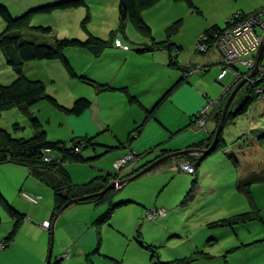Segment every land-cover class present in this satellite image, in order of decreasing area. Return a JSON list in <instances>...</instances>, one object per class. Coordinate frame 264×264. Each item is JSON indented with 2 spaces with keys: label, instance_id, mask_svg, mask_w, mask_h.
Segmentation results:
<instances>
[{
  "label": "rangeland",
  "instance_id": "rangeland-1",
  "mask_svg": "<svg viewBox=\"0 0 264 264\" xmlns=\"http://www.w3.org/2000/svg\"><path fill=\"white\" fill-rule=\"evenodd\" d=\"M61 1L64 0H0V4L7 7L14 18H18L38 7ZM86 2L87 7L78 9L59 11L52 14L32 13L30 15V25L32 27L51 28L52 34L50 36H44L29 31L26 32V35H28L26 38H33L34 40L33 36L35 35L37 41H46L49 44H53L55 39L75 38L85 40L88 37V33L84 30L83 26L87 22L86 29L91 35L100 39H109L111 33L115 32L117 37L121 38L122 41H128L129 46L132 48L131 53H133L138 48H143L151 43H157L156 45H158L161 42H165V40L167 42L168 34H170V39L182 46L179 62L183 65H189L194 60L193 57L203 58L201 54L197 53V45L198 38L204 31L213 25L225 28L226 22L239 12L247 14L248 17H253L264 12V0H193L192 5L187 4L185 0H160L154 7L143 11L142 18H144L151 28V32L148 35L140 32L130 22H128L125 32L122 33L120 31L121 24L118 15L119 0H86ZM88 16H90V19H87ZM178 21H180L178 30L168 32L169 28ZM4 29L5 24L0 18V34ZM157 51L155 52L157 58L160 57L159 59H163V51ZM66 55L75 71L78 72V75L89 71L92 78H94L98 62L89 55V52L72 47L66 50ZM152 57H148L146 62H151ZM262 66L264 67V62ZM218 67L219 70L217 67H211L209 72L207 71L205 75H202L204 85H207V89H205L207 91L206 93L209 92L208 97L211 101H216L233 80V76L230 73L226 80L223 82L218 81L217 77L221 72L220 65ZM239 68L244 71V68L240 66ZM149 70L145 67L141 68L130 65V62L124 67V72L129 75V81L133 82L134 76L137 77L138 75L136 80L139 82L137 83L140 86L138 87L139 92L143 93L148 88L152 91L154 89V93H150L149 95L151 96L149 100V96L147 97L146 93L142 94L143 102H153L157 96L155 95L153 97V94H159L160 82L158 79L165 82L169 75L178 77L179 74L178 70L170 68L169 66H166V69L157 66L156 70L158 71L155 74L152 73L150 76L146 75ZM23 75L30 81H41L45 85L47 94L50 96L54 95L53 97L66 108H71L76 98H85L80 96L86 95L92 101H95L97 97L98 92L95 89V83L89 82L86 78L78 79L72 77L60 61L29 62L24 66ZM200 75V73H197L194 76L200 77ZM15 79V73L7 66L5 55L0 50V84L9 86ZM244 90L245 87L242 88L240 95L236 96L232 104V110H237L236 106L238 101L245 95ZM207 105H209L208 101H206ZM26 110L14 107L4 111L0 116V128L11 133L16 139H28L35 134L31 120L37 119L46 131L49 141H61L71 146L73 144V129L69 122H77L82 127L88 121L83 118L87 117L88 114L81 117L69 116L57 110L47 100L34 102ZM229 110L230 106L227 112ZM225 112L223 111L222 115ZM118 113L122 115L120 118L121 125L123 123H129L122 110H119ZM98 117L102 118L101 115H98ZM234 119H236L235 122L230 121L231 125L225 127L224 138L233 140L232 135L227 134L228 130L232 129V131H235L236 129L242 128L244 132L239 137L244 136V140L250 142L253 139L257 140L258 137L264 134V103L258 100L248 113ZM128 125L130 123L122 129L117 128L119 130L116 133L121 139H126L128 135L137 133L136 131L130 133L131 131H128ZM204 125V122H195L194 124L195 128L199 129L197 130L198 132L205 134L206 130L203 129ZM75 128L76 134H80L81 136L83 127L81 129L79 127ZM195 128L193 127L192 130H195ZM144 130L146 129L144 128ZM146 132L149 133L150 131L148 132L146 130ZM254 135L255 137H253ZM98 138L101 141L111 144L116 142V139L109 132H105ZM255 143V141H252V144L247 145L248 151L244 155L246 159L243 160L247 162L254 160L256 155L253 153L254 151H258L257 157L259 162L262 163L264 161V146ZM233 150H235L234 147ZM91 151L89 148L82 153L86 157L92 154ZM135 153L138 154L136 151ZM115 156L111 153L107 154L100 159V162L92 165L93 167L89 164L81 165L80 163L67 165L71 181L75 185H83L97 175L105 174L102 171H98L99 167H103L105 172L113 170L112 162ZM223 158L222 153L214 157L217 162H221ZM121 161L118 168L120 170L134 162L135 158H129L127 163L124 164ZM171 165L172 163L170 162L162 164L157 170L136 179L117 194L116 200L120 198H132L135 202L129 205V207L122 206V208L118 207L114 210L112 213L114 215L111 219L114 224L108 225V221L103 222V219L99 220L102 214L110 212L111 208L114 207L113 204L106 203L105 205L107 206L96 207L94 203L86 202V204L82 203L68 210L63 216L62 223H74L67 226L65 230L69 234L68 236L72 240V242H69L72 244L69 243V246L63 244V242H59V235H56L57 238L54 241L55 246L53 247L51 262H56V260L60 259L58 261L60 264H86V256L79 254L78 246L74 247V250H71V246L76 245L75 241L81 236L89 241V244L81 243V246L88 247L87 249H90L93 243L92 246H97L101 238L102 246L100 251L94 254L93 250L96 246H91L90 249L91 253H93L91 255L93 256L92 259L95 264H116L117 261L124 264H153L150 259L151 252L145 249L140 242H143L145 245H155V247H158L155 248V251L164 260L168 254L174 255L177 252L183 251L184 249H181L183 246H189V243L180 245L182 240L179 239L180 236H185L189 233L187 236L195 235L194 239L201 237V239L196 240L197 242L207 243L210 241L211 236H221L224 233L223 229H225L229 233L227 237L220 238L219 245L236 244L238 246L244 240H250L252 238L250 235L258 232L260 228L264 229V223L257 221V219L251 221L250 217L247 221L249 224L243 227L240 224L235 226L228 224L227 227L225 225L223 228L222 226L216 225L215 227L214 225L219 222H226V219L232 215L229 214V209L234 211L237 207L243 210L237 212L260 210V213L263 212L264 214V182L253 184L250 187L252 199L258 208L254 209L243 193L238 189L228 187V184L231 183V178L226 174V180L224 179V172L227 171H222L221 166H217L221 172L217 171L214 182L210 178L212 175L209 176L205 172L209 166L205 167L204 171L202 168L199 172V184L192 194L190 193L191 183L196 177L193 174L179 172L177 169L172 170L170 168ZM215 166L214 160H212L210 167L215 168ZM23 169L25 171V168L10 163L0 164V186H2L1 189L3 191L5 190L8 193V197L11 200L14 197L12 195L13 192L18 194L20 184L27 180L28 171L24 173L22 171ZM44 185L43 182L35 178V189L44 191L42 194L44 200L42 202L35 197L40 202L39 205L35 204V227L28 226V228L27 225H23L18 236L14 237L16 239L12 241V245L0 251V264H47L50 242L49 232L51 231L52 225H50L49 229L43 228L42 221H38L37 218H48L52 220L54 192L48 185ZM15 188H17L16 191ZM188 194L190 195L188 196ZM22 200L27 203L26 200ZM116 200L114 204H117ZM143 205L146 208H143ZM27 206L29 209L33 205L28 203ZM161 208L165 213L163 214L164 216L158 217L160 218L159 220L148 221L146 219L145 216L148 211L156 212L162 210ZM0 211V243H3V239L10 235L15 220H12L7 210L1 206ZM138 212L139 214H143L139 216L140 219L135 220ZM128 215L133 218V221L127 220L126 216ZM87 220L89 221V229L80 230L79 228L78 230L76 228L78 225H82L79 223L87 222ZM103 224L104 226L102 227ZM85 227L87 228V225ZM234 227L237 228L234 229ZM85 231L86 233L83 235ZM98 231H100V235ZM260 242L254 244V247L232 253L230 263L256 264L261 257H264V242ZM65 254L69 257H65ZM105 254L113 256L111 257L112 259L103 256Z\"/></svg>",
  "mask_w": 264,
  "mask_h": 264
},
{
  "label": "crops",
  "instance_id": "crops-1",
  "mask_svg": "<svg viewBox=\"0 0 264 264\" xmlns=\"http://www.w3.org/2000/svg\"><path fill=\"white\" fill-rule=\"evenodd\" d=\"M110 38L111 37L109 36V39ZM109 39H104V40H109ZM116 39L122 40L121 38H118L117 35H116ZM173 42L175 43L174 44L175 49H179V54L176 56V60H175L177 63V66L169 65L170 61H169L168 49L164 48L161 45H156V43H151L150 45L145 44L146 45L145 47L138 48L133 53H131V51H132L131 46H129L130 47L129 50H123L121 48L115 47L114 45L105 48L103 50V52L98 57H95V56H93V54L89 53V55L92 58H95L96 62H98V67H97L96 72H95L96 75L94 76V78H92L89 71L83 72V74H80V75L82 77L86 78L89 82L95 83L96 84L95 89L97 90L98 93H97V97H96V100L94 101L93 106L89 110H87L83 115H81V116H84V115L88 114L87 117H83L84 119H87L88 121L86 124L82 125L83 133H81V136H80V134H78V135L76 134V128H75V127H79L81 129L82 127H80V124H78L77 122H74V121L69 122L71 128L73 129L72 130V133H73L72 138L73 139L74 138L80 139L83 137H89V138L96 137L94 140V143L96 144L95 147H97V148L95 150L91 149L92 154H89L86 157L84 156L83 153H81L83 158L88 160L87 162L80 163L81 165H88L89 164L90 166H92V165L100 162V159L107 154L111 153L112 155H116L113 158V162H112L113 170L105 172L103 167L98 166L99 167L98 171H100V172L102 171V173L104 172L105 174L97 175L93 179L96 178L97 180L100 181L101 178L106 177V176L109 177L110 175L117 176L116 180L115 179L111 180V183L113 181H119V180L121 181L124 179H128V178L132 177L133 175H135L134 173H136V171H138V170L140 171V169L142 170L145 167H147L148 165H150L153 161H155L157 159L156 157L160 158V156L163 157V156L171 154V153H177V152L188 150V149L208 150L211 147V145L214 143L215 136H214V139H210V138L213 137L212 132L215 129V123H212V121H207L203 127V129L206 130V133L203 134L202 132L197 131L199 129L195 128L191 119L194 115L199 113V111L201 109L203 110V109L207 108V114L208 115L212 114L213 110H218V108L216 107V101L219 98L216 101L209 100L210 99L208 97L209 92L206 93L207 91L205 89H207V85H204V82L202 80L204 78H202V75H205V73L207 71L209 72L211 67H217V69L219 70L218 66L221 65V63H222V56L217 51L211 50L207 54H201L203 58L193 57L194 60H192L189 63V65H183L179 62V58H180L179 56H180V52L182 50L181 49L182 46L178 45L174 40H173ZM123 44L129 45L127 40L123 41ZM157 50L163 51V53H164L163 59H159L160 57L157 58L156 53H155ZM150 56H153L152 57L153 59L151 60V62L150 61L146 62V59ZM129 62H130V65L141 67V68L145 67V68H147V70H149V66H150V70L146 74L149 76L152 73L155 74L156 71H158V70H156L157 66L161 67L163 69H166V66H169L170 68L178 70L179 74H178V77L177 76L175 77V75H169L168 78L165 80V82L164 81L162 82L161 79H158V81L160 82L159 83V94H156V93L153 94V97L155 95H157L155 97V99L153 100V102H150V101L149 102H143L142 97H141L142 94L146 93L147 97H148L150 95V93H154V89L152 91V90H150V88H148V90H146L144 92L142 91L143 93L139 92L138 87H140V86L137 85V83H139V82L136 80L138 75H137V77L134 76V81L131 82V81H129V75L126 72H124V67H125V65L129 64ZM186 69H188V71L189 70H196V72H194L192 75L188 76V78L184 79L185 78L184 70H186ZM110 71H111V73H109ZM197 73L201 74L200 77L194 76ZM77 74H78V72H77ZM228 76L229 75H227V77ZM226 78L223 79V81L226 80ZM217 79H218V77H217ZM223 81H221V82H223ZM98 85L104 86V88H102L101 90H98V88H97ZM244 85L245 84H243V86ZM174 86H176V88L169 95H167L168 91L171 90ZM156 87H158V86L156 85ZM227 87H226V89H227ZM232 88H233V90L235 89V87H232ZM156 89H158V88H156ZM232 92L233 91H231V94H232ZM225 93L226 92L224 91L222 94H225ZM231 94H230V96H231ZM237 95L238 94L236 93L233 98H236ZM230 96H229V98H230ZM80 97L87 98L86 95H83ZM150 97L151 96L148 97V100ZM233 98H232V100H233ZM87 99H89V98H87ZM228 99H227L226 104L223 108V111H225L226 105L228 103ZM232 100L227 106V110L230 106V110H229L230 112L236 111V110H232L231 104H232V102H234ZM206 101L209 102V105H207V106H206ZM252 106L249 107V110L247 111V113L250 111ZM237 108H238V104L236 106V109ZM119 110H122L124 112V114L127 117L126 120L129 121V123H130V125H128V131H131L130 133H132L133 131H137V129L141 128V132L139 134L138 133H135L132 135L130 134V135H128V137L126 139H121L118 136V134L116 132L119 129H117V128L122 129V128L126 127L127 124H129V123H123L122 125L120 124V122H121L120 118L122 115L120 113H118ZM227 110L225 112V116L227 114ZM115 112H116V114H115ZM110 113H112V115H110ZM98 115H101L102 118H99ZM230 121L226 122L224 129L227 125H229V126L231 125ZM235 121H236V119L234 120V122ZM193 127L195 128V130H192ZM144 128L148 132L149 131L150 132L147 133L146 130H144ZM105 132H109L110 135L116 139V142L111 144V143L101 141L100 138H98V137L103 135ZM243 132H244V130L242 128L236 129L235 131H232V129H229L227 134L232 135L233 140L229 139V138H224V132H223V139H224L225 144L227 145L226 149L222 152L219 151L215 154L208 156L203 162L200 161V163H201L200 166H198V162H199L200 157H202V155L189 154V155H186L185 158H182V159H176V157L170 159L169 161H170V163H172L170 168L172 170H175V168L179 165V163L189 162L191 165L192 164L195 165L199 169L198 172H200V170L202 168L204 171V168L209 166L207 171L205 170V172H207L209 174V176L212 175V177H210V178H212V181L214 182L216 180L215 175H217V171L221 172L219 167H217L219 165V166H221L220 168L222 169V171H227V172H224V179L226 180V174H228L229 178H231L230 179L231 183L229 181L230 184H228V187L237 190L241 181L248 180L249 178H251L253 176H256V175L259 176V175H262V173H264V161L262 163L259 162L258 157H257L258 151L257 152L254 151V153H253L256 155L254 160L248 161V162L243 160V159H246V158H244V155L248 151L247 145L252 144V141H255L256 143H258V141L256 139H253L250 142V141H245L244 140L245 138H243L244 136L239 137V135ZM258 133L260 134V132H258ZM253 137H255V135ZM210 140H211V142H208ZM208 144H211V145H209V148H206V145H208ZM104 147H109L111 150H105ZM233 147L235 150H233ZM99 149H101V150L98 151ZM107 151H109V152H107ZM135 151L138 154H136ZM129 153L134 154L135 156L140 155V157L138 159H136L134 162L123 167L121 170L118 169L116 167L117 162H119V160L121 158H123V156H125ZM220 153H222L224 158L222 159L221 162H217L214 159V157ZM232 155L236 159V163H237L236 166H234L231 162L230 156H232ZM249 155H251V153H249ZM212 160H214V165H216L215 168L210 167V165L212 164ZM229 161L231 164L229 163ZM207 162H208V164H207ZM165 163H168V162H165ZM165 163H163V164H165ZM10 164H12V163H10ZM70 164H74V163H70ZM13 165L20 166L22 168H25V171H28L27 180H26V182L24 181L23 183L20 184L19 189H18V191H19L18 194L16 192L15 193L13 192V194H12L14 196L13 200H11L8 197V193L5 190L3 191L1 189L2 186H0V191L3 194V196L5 197V199L11 204V206H13L15 208V210L19 214L23 215V218L20 220V223H18L17 229H16L17 223L14 221L12 231L10 230L11 232H13L14 229H16L15 230V236H14V237H16V236H18L19 232L23 228V225H27V227L28 226L29 227H32V226L35 227V218H36L35 217V203H32L29 199H35V197H36V198L40 199L42 202V200H44L43 195H42L44 191L35 189V178L36 177L33 175L30 168H26L27 166L25 167L24 165H19V164H13ZM67 165H69V164H67ZM67 165L65 167V170H66V174L68 175V177L70 179V174H69V171L67 169ZM159 167L153 169L152 171L157 170ZM22 171H24V169ZM25 171H24V173H25ZM152 171H150V172H152ZM150 172H147L146 174H144L142 176H145V175L149 174ZM179 172H181V171H179ZM142 176H140V177H142ZM140 177H138V178H140ZM138 178H136V179H138ZM93 179L90 181H93ZM194 179H193V181H194ZM135 180H133V181H135ZM133 181L126 183L120 189H116V191H117L116 196L119 192L124 190V188L127 185H129L130 183H132ZM193 181H192V183H193ZM70 182L72 185H75L71 181V179H70ZM262 182H264V180L261 182H254L253 184L262 183ZM87 183H85V184H87ZM192 183H191V188H192ZM43 184H45V183H43ZM198 184H199V174L197 177V186H198ZM45 185H47V184H45ZM252 185L250 187H252ZM16 189L17 188H15V191H16ZM189 195L190 194H188V196ZM20 196L22 199L26 200L27 203L25 201H23L20 198ZM53 196H54V194H53ZM116 196H115V198H116ZM185 199H186V197H185ZM115 200L116 199H114V203H115ZM184 201H183V203H184ZM121 202H124V203L117 206V208L118 207L122 208V206L123 207L124 206L129 207V205L134 204L133 202H135V200L132 198H120V199L116 200L117 204L121 203ZM28 203L33 205L29 209L27 206ZM82 203L86 204V202H78L75 204H71L70 206L66 207L64 209V211L61 212L57 216H55V213L53 212V214L51 216L52 220H50L48 218H37V220L42 221V223L50 222L52 225L51 231L49 232L50 233L49 253H51V254L49 257V253H48L47 264H55L57 261L60 260V259H58V260H56V262H51L52 255H53L52 254L53 253V247L55 246L54 241H55V238H57L56 235H59L58 241L63 242V244L69 245V243L72 242V240L68 236L69 234H67L65 232V230L67 229V226L72 225L74 223H70V224L62 223L63 222V216L66 212H68V210L75 208V206L82 204ZM89 203H92V202H89ZM39 204H40V202H38L36 205H39ZM255 206H256L255 208L258 209L257 205H255ZM96 207H99V206L96 205ZM143 208H146V206L143 205ZM240 209H242V208L237 207L234 211H231V209H229L230 210L229 214H232V215H230L228 218H233L236 215H245L246 212H237V211H243ZM142 214L143 213L139 214V212H138V215L135 216V220L140 219L139 216ZM113 215L110 216V219L108 221V225L114 224L113 221L111 220ZM258 215L257 214L254 215V217H256L255 219H257V221L264 223L263 212L260 213V210H258ZM101 216H100L99 220H102ZM126 218L129 221H133V218L130 217V215L126 216ZM159 219L160 218H157L155 221H157ZM255 219L253 218L251 221H254ZM103 220H104V218H103ZM247 221H248V219L247 220L245 219L244 221L239 223L240 226L243 227L246 224H249V222L247 223ZM105 222H107V221H105ZM79 224H82V225H78L76 227L78 230H79V228H80V230H82V229L87 230L90 228V227H88V224H89L88 220H87V222H81ZM86 225H87V228L85 227ZM227 225H226V227H227ZM103 226H104V224L102 225V227ZM224 226H222V228ZM236 228L237 227H234V229H236ZM40 229H41V227H40ZM223 231H224V233L221 236H215L214 237V236L210 235L211 236L210 241H208L207 243H204V242L200 243V242L196 241L198 239H201V237H198V238L196 237V239H194L195 235L194 236H187L190 233L185 235V236H180V237L177 236V237H179L180 240H182L180 245H184L185 243H189V246L188 247H186V245L183 246L181 249H184V250L177 252V253L174 252L175 253V254L173 253L174 255L168 254L164 260L161 259V255H158L159 260L161 262H168V261H177L178 262L179 260H183L184 258L192 257L195 255H197V256L207 255V258L198 257L199 259L197 261L191 262L189 264H231L230 258H231L232 253L248 249L249 247L250 248L254 247V244H257L260 241L264 242V238H262V237H264V229L260 228L258 232L254 233L253 235H250V236H252V238L250 240H244V242H242L238 246L236 244H233V245L225 244V246H221V245H219L220 243H218V242H220L219 241L220 238L227 237V234L229 233L225 229H223ZM85 233H86V231L84 232L83 235H85ZM98 233L100 235V231H98ZM82 237L83 236L79 237L75 241L76 245L71 246V250H74L75 249L74 247L78 246L79 254L86 256L85 257V263L86 264H89V263L95 264L93 259H92L93 256L91 254H93V253L95 254V252L97 253V251H100V248L102 246L101 238L99 239L97 246L96 245L92 246L94 243L91 245L92 247L96 246L95 249L93 248L94 250L92 249L94 252L92 251L93 253H91V250H90L91 246H90V249H87L88 247L86 248L84 246H81L82 245L81 243L89 244V241L86 238L84 239V237L83 238ZM7 238H4L3 240H6ZM15 239L16 238H13V241H15ZM69 241H71V242H69ZM211 242H212V244H210ZM140 243L145 249H147L148 245H145L143 242H140ZM153 246H155V245H153ZM149 251L151 252V250H149ZM175 251H176V249H175ZM151 254H152V252H151ZM65 255H66L65 257H69L67 254H65ZM103 256H105L106 258H109V259H112L111 257H113V256H110V254H105ZM151 258H152V255H151L150 259ZM152 263H153V261H152ZM116 264H124V263L117 261ZM256 264H264V257H261Z\"/></svg>",
  "mask_w": 264,
  "mask_h": 264
},
{
  "label": "trees",
  "instance_id": "trees-1",
  "mask_svg": "<svg viewBox=\"0 0 264 264\" xmlns=\"http://www.w3.org/2000/svg\"><path fill=\"white\" fill-rule=\"evenodd\" d=\"M159 1L160 0H119L118 15L121 24L120 31L122 33L125 32V28L128 22H130L131 24H134V26H136V28L140 32L149 35L151 32V28L144 20V18H142L143 17L142 14L143 11L154 7ZM185 2L189 5L193 4V0H185ZM81 7H87L86 0H64L58 3L38 7L21 17L14 18L10 13V11L8 10V8L0 4V18L3 20L5 24V29L0 34V50L5 55L7 66H9L16 75V79L11 85L4 86L0 84V116L4 111L14 107H19L21 109L26 110L27 107H29L32 103L41 100H47L57 110H60L63 113L74 117H80L93 106L94 101L89 100L87 98H79L74 101V104L71 108H66L62 106L55 97L47 94L45 85L41 81H37V80L30 81L26 79L23 75L24 66L29 62L60 61L62 62L65 69L72 77L83 79L84 77L78 75L75 69L73 68V66L71 65L69 58L66 55L67 49L72 47L79 48L81 50L93 54V56L95 57H98L105 48L110 47L112 45L117 47L116 40H120V39H116L117 34L115 32L111 33L110 35L111 38L109 40L97 38L91 35L87 31L86 29L87 22L83 26L84 30L88 33V37L85 40H80L75 38L55 39L53 44H49L46 41L45 42L37 41L35 35L33 36L34 40L33 38L32 39L26 38V36H28L26 35L27 34L26 32L29 31L44 36H50L52 34L51 28L32 27L30 25V15L32 13L52 14L54 12L73 10ZM247 18H248L247 14H243L239 12L236 15L232 16L226 22L225 28H220L217 25H213L212 27L204 31V33L200 34L198 38L197 48L199 47V42L204 43L203 41L200 40L201 35H206L208 37V41L206 42L208 43L209 48L208 51L203 54H207L211 50L217 51L213 47L214 43L218 39L216 35L224 32L226 29H229L234 25L239 24L244 20H247ZM87 19H90V16H88ZM179 23L180 21H178L173 26H171L168 32L177 31L179 28L178 27ZM170 37H171L170 34H168L167 42L165 40V42H161L158 45H161L164 48L168 49L169 61H170L169 65L177 66L175 60H176V56L179 54V49H175L174 47L175 43L173 42V40L170 39ZM120 41L123 43L122 40ZM126 46H128L127 50H129L130 49L129 45ZM199 52L200 51L197 50V53ZM194 72H196V70H189V71L188 69L184 70V76H185L184 79L188 78V76L192 75ZM243 87H245V90L243 91L245 95L244 96L241 95L242 97L238 101L239 103L237 110L233 112L232 111L227 112L225 119L223 121V127H222L223 129L219 135L217 144L208 154L200 157L198 166H200L201 164L200 161L203 162L208 156L215 154L219 151L222 152L226 149L227 145L225 144L223 139L224 126L226 122L230 120L234 121L235 120L234 118L245 115L249 110V107L255 104L259 100L258 96L255 95V90H256L255 87L249 84H245L244 86H242L237 92L238 95H240V92ZM97 88L98 90H101L102 88H104V86L98 85ZM175 88L176 86H174L171 90H169L167 95H169ZM231 91H233V88H230L228 91H226L225 94H222L219 97V99L216 101V107L218 108V110H213L212 114L208 115L206 109V116L204 118L205 123L207 121H212V123H215V129L212 132L213 137H211L210 139H214L218 125L222 120L223 108L226 104L227 99L231 94ZM234 99L235 98H233L232 101H234ZM198 114L194 115L191 119L193 125L195 124V122L197 123L199 119H202V117L201 116L199 117ZM31 123L35 129V134L33 137L28 139H23V138L16 139L13 137L11 133L0 128V164L12 163V164L27 166L28 168L31 169L33 175L36 178L41 180V182L47 184L54 192L53 212L55 213V216L59 215L61 212L64 211L65 206L69 203V201L78 200L79 202H92L97 206H107L105 205L106 203L110 205L113 204L114 207L111 208L110 212L104 213L101 217V219L104 218L103 222L109 221L110 216L117 208V206L123 204L124 202L114 204V199L117 192L116 190H110L103 196H100L98 194L102 192L104 189H106V187L109 184H111V180L114 179L116 180L117 176L110 175L109 177L106 176L101 178L100 181L95 178L93 179V181H90L87 184L72 185L65 170L67 164L84 163L88 161L85 158H83L81 153L89 148L93 150L97 148L95 147L96 144L94 143L96 137H92V138L83 137L80 139L74 138L72 139L73 144L71 146H68L61 141H57V142L49 141L47 138L46 131L42 128L41 123L37 119H32ZM136 132L139 134L141 132V128L137 129ZM257 141L259 144L264 146V134L258 137ZM208 142H211V140ZM209 145L211 144L206 145V148H209ZM104 148L105 150H111L109 147H104ZM130 154L131 153L125 156H128ZM185 156L186 155L178 156L176 157V159H182L185 158ZM139 157L140 155L135 156V160L138 159ZM156 158L158 159L159 157ZM46 159L49 160L46 161ZM230 159L232 164L236 166L237 164L236 159L233 157V155L230 156ZM166 162H170V161L168 160ZM193 166L195 168L194 176L196 178L192 183V188L190 191V193L192 194L195 192V188L197 187V177L199 174L198 172L199 169L195 165ZM263 180H264V173H262V175L259 176L257 175L253 176L248 180L241 181L238 186L239 191L247 197V200H249V203L254 209L256 207L255 206L256 204L252 199L250 186L254 182H261ZM0 206L6 209L8 214L11 216V218L16 221L17 223L16 229H17L18 223H20V220L23 218V215L19 214L15 210V208L11 206V204L5 199V197L1 192H0ZM255 212L256 211L249 210L248 212H246L245 215H236L233 218L226 219V222L223 223L219 222L218 224H214V225L215 227L216 225L224 226L225 224L226 225L233 224L235 226L240 222L244 221L245 219L247 220L249 217L250 220H252L253 218L255 219L256 218L254 217ZM147 213H146V219L148 221H154L158 217L164 216V215H157L153 219H148ZM256 214L258 215V211L256 212ZM211 227L213 226L211 225ZM16 229H14V231L10 233L8 238L3 241V243L6 244L5 248L12 245V241L15 236ZM155 248L158 247H155L153 245H148L147 247V249L151 250L152 252L151 261H153V264H189L191 262L197 261L199 259L198 257L207 258V255H199V256L195 255L192 257L184 258L183 260H179L178 262L177 261L161 262L159 260V256H158L159 254L155 251ZM55 264H60V262L57 261Z\"/></svg>",
  "mask_w": 264,
  "mask_h": 264
},
{
  "label": "built area",
  "instance_id": "built-area-1",
  "mask_svg": "<svg viewBox=\"0 0 264 264\" xmlns=\"http://www.w3.org/2000/svg\"><path fill=\"white\" fill-rule=\"evenodd\" d=\"M218 38L214 43L213 47L222 56V63L220 65V74L218 76V81H222L230 73L233 76L234 82L233 87L239 84L241 81H246L245 84H249L255 87V95L258 96L259 100L264 103V54L261 61L258 63V56L260 49L264 45V12L248 17L247 20L240 22L233 27L226 29L224 32L216 35ZM202 42H199L200 54L206 53L208 51L209 45L208 37L206 35H201L200 38ZM116 46L124 50L128 49V46L124 45L120 40H116ZM239 66L244 67L245 71H241ZM229 86V85H228ZM207 109V108H206ZM206 109L199 112L198 122L205 123ZM197 122V123H198ZM129 158H135L134 154L125 156L117 162L116 167L119 168L120 161L124 164L127 163ZM49 159H46L48 161ZM180 170L188 174H195V168L190 163L183 162L180 163L175 170ZM32 203L37 204V199H29ZM165 211L158 210L156 212L149 211L147 213L148 219H153L157 215H163ZM44 228L49 229L50 223L44 222L42 224ZM5 244L0 243V251L5 249Z\"/></svg>",
  "mask_w": 264,
  "mask_h": 264
},
{
  "label": "water",
  "instance_id": "water-1",
  "mask_svg": "<svg viewBox=\"0 0 264 264\" xmlns=\"http://www.w3.org/2000/svg\"><path fill=\"white\" fill-rule=\"evenodd\" d=\"M263 54H264V45L262 46V48L260 49V53H259V56H258V63L261 61L262 57H263ZM246 81H241L239 84H237L235 86V89L233 90L230 98L228 99V103L226 105V108H225V111L227 110V106L228 104L231 102L232 98L235 96V94L237 93V91L243 86V84H245ZM233 83L229 84V86L227 87V89L225 90V92L229 89V88H232L233 87ZM225 119V113L223 114L222 116V120L220 122V124L218 125V128H217V131H216V134H215V140H214V143L211 145V147L208 149V150H199V149H188V150H184V151H180V152H177V153H171V154H168V155H165L163 157H160L159 159H156L155 161H153L150 165H148L147 167H145L144 169L140 170L138 173H136L135 175H133L132 177L128 178V179H124V180H119V181H113L111 184H109L106 189H104L102 192H100L98 195L100 196H103L104 194H106L108 191L110 190H116V189H120L123 185H125L126 183L130 182V181H133L135 180L136 178L146 174L147 172H150L152 171L153 169L159 167L160 165H162L163 163H165L166 161L172 159V158H175V157H178V156H182V155H189V154H198V155H206L208 154L213 148L214 146L216 145L217 141H218V138H219V135L222 131V126H223V121ZM88 198V197H87ZM79 201L78 200H71L69 201V203L65 206L68 207L70 206L71 204H75V203H78ZM50 254L49 253V257H50Z\"/></svg>",
  "mask_w": 264,
  "mask_h": 264
},
{
  "label": "clouds",
  "instance_id": "clouds-1",
  "mask_svg": "<svg viewBox=\"0 0 264 264\" xmlns=\"http://www.w3.org/2000/svg\"><path fill=\"white\" fill-rule=\"evenodd\" d=\"M235 87V86H234ZM193 166V165H192ZM178 171H180V170H178ZM181 172H183V171H181ZM191 175V174H190ZM50 223V222H49ZM50 225H51V223H50ZM43 227V226H42ZM44 228V227H43Z\"/></svg>",
  "mask_w": 264,
  "mask_h": 264
}]
</instances>
